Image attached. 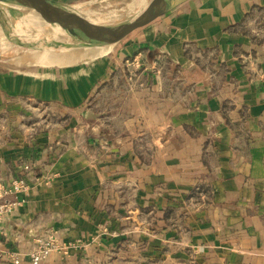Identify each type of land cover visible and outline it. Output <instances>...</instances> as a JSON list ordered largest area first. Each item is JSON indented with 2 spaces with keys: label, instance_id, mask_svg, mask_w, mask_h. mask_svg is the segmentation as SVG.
<instances>
[{
  "label": "crops",
  "instance_id": "obj_1",
  "mask_svg": "<svg viewBox=\"0 0 264 264\" xmlns=\"http://www.w3.org/2000/svg\"><path fill=\"white\" fill-rule=\"evenodd\" d=\"M160 1L129 37L139 74L119 73L123 43L65 72L0 60V178L25 181L5 198L19 204L0 222V264L51 229L89 245L40 264H90L96 228L128 202L179 208L183 232L170 236L199 264H264V0H177L154 16ZM140 131L166 132L167 157H140Z\"/></svg>",
  "mask_w": 264,
  "mask_h": 264
},
{
  "label": "rangeland",
  "instance_id": "obj_2",
  "mask_svg": "<svg viewBox=\"0 0 264 264\" xmlns=\"http://www.w3.org/2000/svg\"><path fill=\"white\" fill-rule=\"evenodd\" d=\"M92 2L88 5H83L87 2ZM177 0H161L155 9L153 15L165 16L166 11L171 7L172 4ZM30 9L33 12L34 18L37 21L42 22V30H38V35L42 37L45 42L48 41V37L52 33V27L57 20L65 18H77V19H95L103 18L110 12L115 11V15L120 14L123 16V20L119 25H117L111 34L116 33L121 27H123L126 22L132 0H29ZM80 4V6H78ZM5 18L7 21L0 19V60H3L6 67L18 68L27 65L34 66V62L29 60L28 54L22 47L21 50L16 51L10 44L6 43L2 47L4 40L3 30H6L13 25V33H15L14 18L15 12L11 3L7 2V8L5 9ZM113 15V14H112ZM7 16V17H6ZM9 17V18H8ZM153 17V16H152ZM12 18V19H11ZM107 36V35H106ZM132 36V35H131ZM105 37V36H104ZM103 38L98 37L96 39H91V43L95 40ZM136 41L133 39H126L121 46H124L123 51L128 56V62H122V69L119 70L120 74H134L135 72L139 74V57L136 54V48L134 46ZM6 48L7 51H5ZM148 54L153 55L151 49H148ZM17 56H22L23 61L16 64L14 58ZM162 58V57H161ZM163 59V58H162ZM160 59L161 65L165 66L166 60ZM210 62V61H209ZM3 63V62H2ZM15 63V64H14ZM22 63V64H21ZM34 64V65H33ZM127 64V65H126ZM167 66H165L166 71ZM126 87H129V82L125 81ZM50 106V105H49ZM51 108V107H49ZM46 112L49 114V122L54 119L55 116L52 115L54 110L47 109ZM145 133L147 137L143 139L139 138V155L140 157H167V136L166 132L161 131L164 134V138L158 137L156 134H152L147 131H140ZM142 134L139 136L141 137ZM179 140L178 148L183 150L184 137L182 131H177L176 135ZM155 140H157L155 142ZM212 139H208V154L213 153L210 150V145ZM142 147V148H141ZM142 149V151L140 150ZM214 154V153H213ZM26 169H30L29 165H26ZM2 184H4L6 189H13L12 195L17 194L22 188L25 187V181L14 180L11 185L7 186L4 181L0 178ZM50 177L44 179L40 182H49ZM36 184L39 185L37 180ZM18 186H22L17 188ZM9 194V195H11ZM134 197V196H133ZM14 206L19 204V202H14ZM152 205L148 209L144 210L137 205L130 202L126 203L125 207L122 205L121 212L122 215L116 217L115 222L111 223L110 226H100L96 228V232L102 233L105 237L103 244L97 246V253L100 255L95 258H86L90 264H199L198 257L200 255L199 249L187 248V255L182 254L185 252L184 242L181 237L177 234L170 236L173 232H183V226L176 224L177 222H182V212L179 214V208L175 205L169 207L167 204L159 206V204ZM13 206V207H14ZM120 208V207H118ZM139 209L137 212L136 210ZM112 214L116 216V207L111 208ZM6 213L0 218V222L5 219ZM179 214V216H178ZM58 233L57 238L54 237L55 233ZM35 242L33 247L29 250L30 258H25L20 260L19 264L28 260L31 264H40L46 261L48 257L52 254L61 255L62 252L67 251L70 247L75 246L82 249H86L89 245L87 242L76 241L67 245L65 241L62 240L60 233L55 230H47L42 233H36ZM69 246V247H68ZM169 256H172L169 259ZM10 259V258H9ZM10 264H12L10 260Z\"/></svg>",
  "mask_w": 264,
  "mask_h": 264
},
{
  "label": "water",
  "instance_id": "obj_3",
  "mask_svg": "<svg viewBox=\"0 0 264 264\" xmlns=\"http://www.w3.org/2000/svg\"><path fill=\"white\" fill-rule=\"evenodd\" d=\"M156 2L157 0H132L129 16L123 27L116 33L95 40L69 60L53 63L46 61L36 51L39 47L33 39H38L44 44L47 39L44 40L42 37L40 38L36 35L38 34V30H42L43 26H41L42 22L34 18L29 0H10L15 12V29L19 33L20 41H23L22 44L26 53L34 59L33 62L37 65L56 72L72 71L82 66H89L111 55L126 39L147 22V18L155 7Z\"/></svg>",
  "mask_w": 264,
  "mask_h": 264
},
{
  "label": "bare ground",
  "instance_id": "obj_4",
  "mask_svg": "<svg viewBox=\"0 0 264 264\" xmlns=\"http://www.w3.org/2000/svg\"><path fill=\"white\" fill-rule=\"evenodd\" d=\"M7 2L8 0H0V19L5 16L4 12L7 8ZM114 13L115 11H112L100 20L99 18H85L84 20L77 18H62L57 20L52 27V33L48 37L47 44L46 42L44 44L38 39H33L40 49L36 51L49 62L59 63L69 60L84 47L89 46L92 42L90 41L91 39L111 34V31L123 20V16L120 14L115 15ZM5 21H7L6 18ZM7 22L11 24V22ZM12 27L2 31L6 42H3L1 45L4 47L5 44L8 43L15 48L16 51H19L23 47V41H20L17 29H15V33L12 32L14 30ZM3 49L7 51L6 48ZM23 58L22 56L16 57L15 62H22ZM29 60L32 62L34 61L31 56H29Z\"/></svg>",
  "mask_w": 264,
  "mask_h": 264
},
{
  "label": "built area",
  "instance_id": "obj_5",
  "mask_svg": "<svg viewBox=\"0 0 264 264\" xmlns=\"http://www.w3.org/2000/svg\"><path fill=\"white\" fill-rule=\"evenodd\" d=\"M22 186H18L17 188H20ZM23 189V188H22ZM13 192V189H6L4 184L0 181V218L3 217L6 213H9L11 209L13 208L14 204L6 201L5 198L9 194ZM58 233L56 232L54 234V237L57 238ZM3 242L0 238V247L2 246ZM8 256L12 262V264H19L20 260H23L25 258L31 259L30 254L28 253H21L17 251H10L8 252Z\"/></svg>",
  "mask_w": 264,
  "mask_h": 264
}]
</instances>
